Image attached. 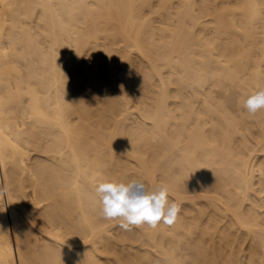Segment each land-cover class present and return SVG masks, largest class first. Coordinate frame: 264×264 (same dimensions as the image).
Segmentation results:
<instances>
[{
    "label": "bare ground",
    "instance_id": "obj_1",
    "mask_svg": "<svg viewBox=\"0 0 264 264\" xmlns=\"http://www.w3.org/2000/svg\"><path fill=\"white\" fill-rule=\"evenodd\" d=\"M264 0H0V264H264ZM169 189L119 227L94 180Z\"/></svg>",
    "mask_w": 264,
    "mask_h": 264
},
{
    "label": "clouds",
    "instance_id": "obj_2",
    "mask_svg": "<svg viewBox=\"0 0 264 264\" xmlns=\"http://www.w3.org/2000/svg\"><path fill=\"white\" fill-rule=\"evenodd\" d=\"M241 103L250 117L264 111V87L254 90ZM93 188L99 200L101 217L119 220V227L125 231L144 224L151 228L160 223L170 226L177 221L181 211L180 204L169 200V189L165 185L148 190L142 181L125 183L99 176L94 180ZM5 191L6 188L0 189V194Z\"/></svg>",
    "mask_w": 264,
    "mask_h": 264
}]
</instances>
